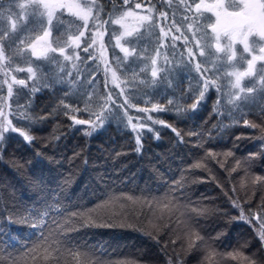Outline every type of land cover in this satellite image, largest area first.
I'll return each mask as SVG.
<instances>
[{
  "label": "trees",
  "instance_id": "1",
  "mask_svg": "<svg viewBox=\"0 0 264 264\" xmlns=\"http://www.w3.org/2000/svg\"><path fill=\"white\" fill-rule=\"evenodd\" d=\"M17 2L0 0L4 17L0 32L8 26L9 13L19 11ZM97 2L103 20L116 19L125 9L123 0ZM137 2L143 3V10L150 9L155 24L135 42L137 55L131 62L116 47L120 26L110 23L104 36L106 64L98 58L88 64L75 59L64 62L54 54L58 64L36 61L40 73L35 83L40 90L14 85L19 94L12 98L0 72V107L6 102L8 121L33 137L28 142L9 131L0 139V264H169L170 260L172 264H249L251 260L258 264L263 260L259 224L233 218L240 216L241 208L264 213V183H254L257 176L264 177V90L242 104H230L229 93L236 90L228 83L231 78L224 77L218 81L220 91L210 89L193 111L191 105L204 83L195 64L203 62L202 71L213 78L219 74L217 67L211 56L206 61L200 57L199 50L189 62L183 36L176 31L179 27L187 33L180 0H132L131 7ZM65 19L72 21V32L82 24L67 13ZM161 26L170 33L167 39ZM87 35L91 43V33ZM162 41L167 48H160ZM8 51L15 53V46ZM29 58L30 54L13 56V69L26 68ZM153 58L159 67L169 69L162 73L167 79L152 77ZM63 64L73 73L71 79L61 72ZM93 71L98 75L91 82ZM13 74L20 79L28 75ZM61 74L64 81L57 83ZM256 79L247 78L242 85L253 86ZM42 81L52 86L43 87ZM130 89L133 104L123 106L124 93ZM64 103L79 111L66 114ZM154 104L168 111H152ZM23 115L30 119H22ZM69 115L93 121L101 115L104 123L92 131V125H74ZM160 120L164 124L153 123ZM244 120L255 127L245 126ZM89 131L91 135H86ZM233 201L240 207H233ZM186 221L193 230L185 229ZM89 222L110 226H84ZM32 223L44 225L42 236ZM203 238L210 242L208 251H203Z\"/></svg>",
  "mask_w": 264,
  "mask_h": 264
},
{
  "label": "snow or ice",
  "instance_id": "2",
  "mask_svg": "<svg viewBox=\"0 0 264 264\" xmlns=\"http://www.w3.org/2000/svg\"><path fill=\"white\" fill-rule=\"evenodd\" d=\"M171 2V0H169ZM132 0H123L125 9L120 12L116 19L103 20L101 16L102 9L98 6L97 0H18L16 8L18 12H10L7 16V27L0 32V72L6 77L3 84L7 85L8 97L12 98L18 95L19 92H14L13 86L20 88H30V91H39L40 88L36 86L35 78L40 73V65L36 61H46L52 64H58V58L54 54H59L63 57L64 62H76L88 64L95 63L97 57L93 55L95 46L97 45V38L99 37L101 53L107 51L105 47L104 36L107 32L108 24L119 25L123 31L116 37V47L120 49L127 61L137 55L135 42H138L139 37L143 35V30L149 29L155 20L151 15L150 9H144L146 14L137 12L136 9L144 8L142 2L135 3V8L131 7ZM184 8L183 20L187 23V33L181 31L179 27L176 31L181 32L184 43L187 46L186 51L189 57V62L196 59V50H199V56L203 57L205 61L211 56L213 66L217 67L219 74L213 78L204 74L206 69L202 71V63L197 62L195 68L197 72L201 73V79L204 81L203 87L199 90L196 102L191 105L193 111L197 110L202 102L205 101L208 91L215 88L220 91L218 81L224 77L231 78L228 83L231 89L236 91L230 92L229 103L242 104L247 101L248 96L254 94L258 90H264V0H180ZM65 13L69 17H75L76 20L82 21L81 25H77V31L72 32V21L65 19ZM210 13V16L205 14ZM162 18H166V13H161ZM4 17L0 15V20ZM135 21L138 26H129L128 21ZM29 24L32 25L29 28ZM63 26V30H62ZM175 26V20H173ZM206 26V27H205ZM24 30L28 31L27 36H21L20 33ZM57 32L60 35H57ZM91 33V43H89L88 33ZM161 35L167 39L168 33L164 28H160ZM66 35V39H64ZM130 38V39H129ZM173 40H178L180 37L173 36ZM124 41V43H122ZM15 46V53L9 54V49ZM239 46V47H238ZM168 46L162 41L160 48H167ZM176 47L175 44L172 45ZM206 47L211 48L214 52H206ZM242 48V51L240 50ZM74 50V51H73ZM81 53L84 55L82 56ZM30 54L28 66L15 67L13 69V56H26ZM159 55V50H157ZM250 57V58H248ZM167 60V56H165ZM243 62L246 67L241 68L239 65ZM152 71L151 75L155 80L167 79L166 74L169 72L168 68H161L157 64V59L153 58L151 61ZM73 68L77 67L76 63L72 64ZM107 67L105 72H107ZM27 72L28 75L23 78H17L13 72ZM61 72L67 73L69 79L72 78L73 73L68 70L67 64L61 65ZM46 75V74H45ZM97 73L93 71L92 81L97 78ZM11 78V82L7 79ZM112 77L116 78V72H112ZM253 86L244 87L242 81L247 78H256ZM29 81H32L30 87ZM64 75L57 77V83H63ZM43 87H51L50 83L42 81ZM109 99H111V89H108ZM245 94V95H242ZM125 101L123 106H132L133 99L131 96V89L124 93ZM172 101H169L171 104ZM220 103V98L217 99V104ZM25 107V106H17ZM66 114L72 111H79V109H71L67 103H64ZM216 107L213 108L215 112ZM140 112H146L145 108L138 109ZM152 111L164 112L168 111L163 106L153 105ZM3 111L0 109V117H3ZM22 119H30L28 115H23ZM69 119L73 120L74 125H92V131L104 123V118L101 115L96 116V121L91 119H79L75 115H69ZM148 119H152L151 116ZM98 122V123H97ZM153 123L164 124L163 120L153 121ZM245 126L255 127L248 120H244ZM144 125L141 124L140 127ZM136 129V125L132 126ZM174 132L175 128L172 129ZM11 132H18L25 141L31 142L33 137L20 128L12 125L11 121L6 120V126L0 128V139L4 135ZM151 131V129H149ZM86 135H91V131L86 132ZM179 135V133H177ZM136 143L138 145L136 151H140L141 138L137 134ZM212 153L209 152V156ZM231 155V153H228ZM255 155V154H253ZM251 158V157H250ZM239 163V162H238ZM223 166V165H222ZM235 171V169H233ZM203 182V181H202ZM254 183H264V177L257 176ZM176 187L173 192H176ZM183 196V191H180ZM233 207H240L233 201ZM264 207V206H262ZM73 216L77 213L73 212ZM234 220L245 221L248 224H253V221L259 224L257 231L259 232L260 240L264 243V213H251L241 208L239 217H234ZM27 223V221H25ZM44 225L36 223L31 224L32 229H41ZM87 227L93 226H110L103 224H93L89 222ZM255 227V225H253ZM33 235L36 232L33 231ZM169 264H172L171 260Z\"/></svg>",
  "mask_w": 264,
  "mask_h": 264
},
{
  "label": "rangeland",
  "instance_id": "3",
  "mask_svg": "<svg viewBox=\"0 0 264 264\" xmlns=\"http://www.w3.org/2000/svg\"><path fill=\"white\" fill-rule=\"evenodd\" d=\"M206 2H212V0H206ZM132 8H135V7H132ZM136 11L137 12H140L141 14H145L144 13V10L143 9H136ZM128 23H129V26H130V28L131 27H136L137 26V24H136V22L135 21H131V20H129L128 21ZM121 29V28H120ZM165 30V29H164ZM121 31H123V29H121ZM168 35H170V33H168ZM100 41H99V37L97 38V45L95 46V51L93 52V55L94 56H96L97 58H98V60L100 61V63L101 64H106V56H107V51L106 52H104V55L103 56H101L100 55V53H101V48H100ZM7 79L9 80V82H11V78L10 77H7ZM0 109H2V111H3V117H0V121H1V123H0V126L7 120L8 121V105H7V103L5 102V103H3L2 105H1V107H0ZM186 227H185V229L187 230V231H189L190 229L191 230H193V224L190 222V221H186V225H185ZM236 239H238V237H236ZM202 242H203V251H208V250H210V242L206 239V238H203V240H202ZM262 248H263V260H261V262L260 263H258V264H264V243H262ZM236 256H241V255H239V254H235ZM247 258H248V256H246ZM203 260V259H202ZM226 264H228V263H226ZM249 264H254L253 263V260H251L250 262H249Z\"/></svg>",
  "mask_w": 264,
  "mask_h": 264
}]
</instances>
